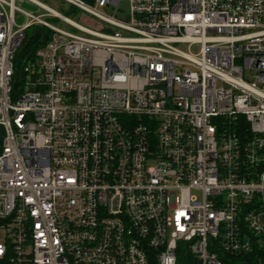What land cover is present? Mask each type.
Instances as JSON below:
<instances>
[{"label":"built area","instance_id":"2783aa9c","mask_svg":"<svg viewBox=\"0 0 264 264\" xmlns=\"http://www.w3.org/2000/svg\"><path fill=\"white\" fill-rule=\"evenodd\" d=\"M62 1L0 0V264H264V0Z\"/></svg>","mask_w":264,"mask_h":264},{"label":"rangeland","instance_id":"374dc122","mask_svg":"<svg viewBox=\"0 0 264 264\" xmlns=\"http://www.w3.org/2000/svg\"><path fill=\"white\" fill-rule=\"evenodd\" d=\"M44 4H46L47 6H49L50 8L54 9L55 11L61 13L62 15L72 19L73 21H75L76 23L85 25V26H90V27H100V25L102 24L99 20H97L96 18H94L93 16L78 11V10H74V8H72L69 4H67L66 2L62 1V0H38ZM23 9L33 12L35 14H42L44 13L43 11H41L38 7L28 4V3H24L21 5ZM101 12L107 14V15H115V9H100ZM121 11H123V13L125 14V16L128 15L129 12V3L127 0H123L121 3ZM118 18H122V14L121 12L119 14H117ZM46 21H48L50 24L55 25L57 27H60L62 29H66L72 33L75 34H79L80 32L77 30H74L68 26H66L60 19L58 18H54L51 16H47L44 18ZM17 22L18 23H24L25 22V18L23 16H18L17 18ZM33 31H35V29L32 27L27 31L28 35H31L33 33Z\"/></svg>","mask_w":264,"mask_h":264},{"label":"trees","instance_id":"16d2710c","mask_svg":"<svg viewBox=\"0 0 264 264\" xmlns=\"http://www.w3.org/2000/svg\"><path fill=\"white\" fill-rule=\"evenodd\" d=\"M85 1L90 3L92 2V0ZM33 28L35 29V31H33L31 35L27 34V31L30 28L26 31L25 41L22 45L20 52L18 53L16 74L13 80L15 90H17L20 86L23 85V81L25 79L23 69L24 66L35 58L36 52L48 42L50 37V30L39 26H32V29ZM1 137L2 131H0V143Z\"/></svg>","mask_w":264,"mask_h":264}]
</instances>
